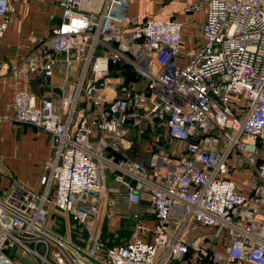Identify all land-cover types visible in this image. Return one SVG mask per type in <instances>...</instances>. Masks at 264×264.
Segmentation results:
<instances>
[{
	"label": "built area",
	"instance_id": "1",
	"mask_svg": "<svg viewBox=\"0 0 264 264\" xmlns=\"http://www.w3.org/2000/svg\"><path fill=\"white\" fill-rule=\"evenodd\" d=\"M16 1L0 0V40ZM95 1L57 0L58 24L16 66L48 78L60 55L69 64L75 54L92 78L85 86L66 79L60 96L38 103L29 90L14 89L13 116L2 118L48 134L53 155L44 163L41 191L17 180L0 190V264H161L158 256L186 264L228 258L264 264V224L257 225L264 202V0L187 5L186 11L206 10L202 42L184 64L181 21L127 20L126 0H101L97 9ZM98 49L112 56L95 55ZM120 66L138 78L121 81L112 98L101 99L110 70L124 78ZM3 67L0 60V72ZM81 91L95 115L77 110ZM159 125L167 136L148 146L146 161L125 156L131 129L144 133ZM161 138L181 151L154 149ZM244 165L255 175L251 195L229 177ZM108 174L125 185L129 205L146 193L154 218L148 226L143 213L133 212L128 240L115 245L102 238L104 209L114 215L119 193L106 186ZM190 223L226 230L228 243L208 253L202 234L196 255L188 257Z\"/></svg>",
	"mask_w": 264,
	"mask_h": 264
},
{
	"label": "crops",
	"instance_id": "2",
	"mask_svg": "<svg viewBox=\"0 0 264 264\" xmlns=\"http://www.w3.org/2000/svg\"><path fill=\"white\" fill-rule=\"evenodd\" d=\"M199 0H126L125 16L143 21L148 18L167 19L173 18L183 23L181 58L179 63L184 64L188 57L195 52L202 42L201 26L205 20L206 7L199 10L186 11L187 5L197 3ZM95 9L99 8L101 0H96ZM61 8L57 0H18L14 5V13L10 16L7 28L0 40V60L4 67L0 72V190L6 188L12 180H17L28 188L41 191L39 183L41 175L45 173L44 163L53 155V147L50 136L38 128L25 124H13L2 116H13L12 98L16 87H21L32 92L37 103L42 98L58 97L61 94V87L66 79L70 81H81L85 86L92 78L90 66L84 70L83 64L75 59L68 64L64 56L60 55L59 62L53 67V73L48 78H34L24 70L16 66L30 53V51L45 37L50 34L51 29L60 20ZM106 54L101 49L96 50L95 55ZM112 56V54H110ZM106 87L99 92L101 99H109L114 96V87L121 81L127 80L115 74L112 70L106 79ZM113 88V89H111ZM77 110L88 116L95 115V106L88 100L83 92H79ZM157 136H167L166 128L159 125L148 128L144 133L131 129L127 135L128 148L125 149L126 157L146 161L149 155L148 146L153 144ZM154 149L181 151L180 145L168 146L162 141ZM127 144V142H126ZM260 160L264 163V142L260 144ZM112 175L106 176V186L117 187L118 194L114 196L113 216H108L104 209V222L102 238L108 241L109 245L123 243L128 240L135 219L132 213L140 211L143 213L141 220L146 224L153 223V215L150 212V203L146 193L140 204L131 206L127 203L124 191L125 185L113 184ZM229 177L233 179L239 189L251 195V185L255 180L254 173L248 166H240L230 170ZM264 224V202L259 206L257 225ZM62 230V226H60ZM205 235L208 253L213 249H223L228 243L226 230L217 231L214 228H205L190 223L184 232V241L190 246L188 257L194 258L195 244L198 236ZM147 237V236H146ZM117 240V241H115ZM207 258V257H206ZM161 264H186L169 260L162 261L161 256L157 257ZM196 260V259H195ZM200 264H211L207 259H201ZM216 264H250L245 259L232 260L222 259Z\"/></svg>",
	"mask_w": 264,
	"mask_h": 264
},
{
	"label": "trees",
	"instance_id": "3",
	"mask_svg": "<svg viewBox=\"0 0 264 264\" xmlns=\"http://www.w3.org/2000/svg\"><path fill=\"white\" fill-rule=\"evenodd\" d=\"M120 69L122 71L123 76L127 80H136L138 78L137 75L127 66H122V67L120 66Z\"/></svg>",
	"mask_w": 264,
	"mask_h": 264
},
{
	"label": "rangeland",
	"instance_id": "4",
	"mask_svg": "<svg viewBox=\"0 0 264 264\" xmlns=\"http://www.w3.org/2000/svg\"><path fill=\"white\" fill-rule=\"evenodd\" d=\"M47 224L48 225H51L54 228H59L60 231H62L61 228H60V226L59 225L57 226L58 223L55 220H52V221L48 220ZM115 241H117V240H115Z\"/></svg>",
	"mask_w": 264,
	"mask_h": 264
},
{
	"label": "water",
	"instance_id": "5",
	"mask_svg": "<svg viewBox=\"0 0 264 264\" xmlns=\"http://www.w3.org/2000/svg\"><path fill=\"white\" fill-rule=\"evenodd\" d=\"M124 180L125 181H129V179L127 177H124ZM129 182H130V185L131 186H134L135 185V181L134 180H130Z\"/></svg>",
	"mask_w": 264,
	"mask_h": 264
}]
</instances>
